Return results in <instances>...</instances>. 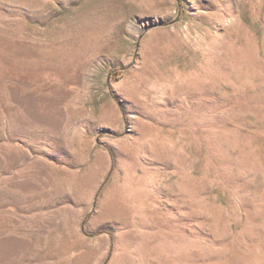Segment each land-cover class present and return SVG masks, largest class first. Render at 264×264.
I'll return each mask as SVG.
<instances>
[{"label":"rangeland","instance_id":"374dc122","mask_svg":"<svg viewBox=\"0 0 264 264\" xmlns=\"http://www.w3.org/2000/svg\"><path fill=\"white\" fill-rule=\"evenodd\" d=\"M194 2L0 0V264H264V0Z\"/></svg>","mask_w":264,"mask_h":264},{"label":"bare ground","instance_id":"6f19581e","mask_svg":"<svg viewBox=\"0 0 264 264\" xmlns=\"http://www.w3.org/2000/svg\"><path fill=\"white\" fill-rule=\"evenodd\" d=\"M162 1V0H161ZM166 2H171L172 0H164ZM192 2V5L195 7V2L194 0H190ZM174 6H172L171 8H168L164 11V17L161 18L160 16H156L155 18H151L150 16L145 17V20L141 21L140 18H136L132 24L130 25V29L132 32H134L136 35L140 33L141 28L144 26H152V25H158L161 24L163 20H165L166 17L169 16H173L174 15ZM194 12H197V9L195 7ZM144 19V18H143ZM141 21V22H140ZM117 116V115H116ZM115 116V117H116ZM113 115L109 117L110 122L114 121ZM117 120V119H116ZM139 127V126H138ZM134 133L137 134L139 137L142 136V131L138 130V128L135 126L134 128ZM143 139V138H142ZM129 150H127L126 148L121 151V153L123 155L126 156L127 152ZM132 152V151H130ZM101 157V156H100ZM98 156H96V165H94L93 170L90 171L89 173V180H93L96 176V174H98V170L101 168V165L107 164V157L102 156V158H100ZM109 159V158H108ZM107 166V165H106ZM105 166V167H106ZM102 167V168H103ZM107 168V167H106ZM102 170V169H101ZM125 187V185H124ZM124 189V188H123ZM127 189V188H125ZM119 190V189H118ZM134 190V188H133ZM137 191V189H136ZM134 192V191H133ZM130 194V193H129ZM137 194V193H136ZM128 195V194H127ZM135 197V196H134ZM112 198V197H111ZM115 198V197H114ZM136 198V197H135ZM138 198V197H137ZM130 199V198H129ZM119 200V199H118ZM109 205L107 206V208H103L101 205L98 206L97 210L95 211L91 223L88 226V231H95L98 228H101V226L103 227H112L113 222L115 221V216H116V212L117 211V206L118 204L116 203V200L110 203V201H108ZM120 202V201H119ZM139 203V202H138ZM105 204V203H104ZM124 205V204H123ZM122 205V206H123ZM125 206V205H124ZM121 208V207H120ZM119 209V208H118ZM129 209V208H128ZM127 209V210H128ZM121 210H125V208L123 207V209ZM126 212V211H125ZM124 213V211H123ZM128 214H129V210H128ZM123 217V216H122ZM128 220V219H127ZM122 221V220H121ZM71 237H72V244L73 246L77 247V249L81 250L82 252H84L81 258L75 260L73 262V264H90L92 263L89 259V255H98V253L105 247L108 246L109 244V237H106L104 239H102L101 241H99V245L97 246H91L90 243L88 242V240L84 237V235L81 232V228L79 229L78 226H72L71 227ZM92 243V242H91ZM88 255V256H87ZM92 257V256H91ZM96 257V256H95Z\"/></svg>","mask_w":264,"mask_h":264}]
</instances>
